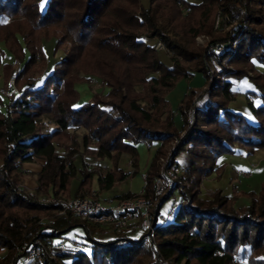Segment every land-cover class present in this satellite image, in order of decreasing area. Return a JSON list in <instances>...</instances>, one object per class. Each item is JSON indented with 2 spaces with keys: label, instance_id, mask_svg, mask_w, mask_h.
<instances>
[{
  "label": "trees",
  "instance_id": "1",
  "mask_svg": "<svg viewBox=\"0 0 264 264\" xmlns=\"http://www.w3.org/2000/svg\"><path fill=\"white\" fill-rule=\"evenodd\" d=\"M212 2L217 0H181L196 16L188 13L179 20L183 10L175 0H0V42L7 44L20 71L18 92L8 98L0 94L1 249L13 251L24 240L30 245L35 241L42 249L37 264H163L171 256L177 257L178 264H236L240 258L249 264H264V178L257 192L246 189L235 190L231 197L218 195L214 206L202 209L178 203L171 211L172 219L153 220L154 233L139 228L130 234L112 231L107 235L99 231L97 223L79 224L69 213L56 215L54 204L42 203L15 188L2 171H20L24 163L39 161L37 192L55 196L90 194L94 178L99 192L126 179L130 172L119 167L121 153L138 159L136 143L147 136L154 141L166 137L156 128L174 129L175 111L181 113L183 125L186 123L184 109L192 104L194 88L188 89L174 110L165 95L180 79L190 80L194 72L210 78L198 67L197 53L188 51L187 44L210 24ZM238 2L253 7L244 14L248 26L241 20L240 3L226 1L220 21L239 23L226 33L223 50L213 48L207 53L223 80L220 84L211 81L208 93L195 102V119L175 150L174 158L180 152L189 158V163L179 160L185 178L220 172L222 166L215 163L221 154L244 148L251 153L264 147V71H258L252 62L255 58L264 63V35L253 27V23H264V0ZM138 3L142 8L139 16L134 11ZM147 29L150 32L141 35ZM157 35L185 59L156 51L153 41ZM52 37L54 48L62 47L67 56L40 80L24 83L25 76L45 72L48 56L42 40ZM242 65L252 71L249 80L263 103L249 102L255 117L252 121L231 111L228 104L234 98L231 86ZM79 71L100 75L115 101H80L73 90L82 79ZM138 125L141 130L148 125L147 136ZM78 126L84 128L87 155L108 157L112 165L80 168L81 179L72 191L76 165L70 154L77 147V136L70 129ZM61 147L65 152L58 151ZM237 192L247 194L249 202L237 205ZM171 195H163L161 202ZM40 215L47 220L42 221ZM75 226L82 228L85 241L64 239V233ZM61 241L69 249L49 255L47 244Z\"/></svg>",
  "mask_w": 264,
  "mask_h": 264
},
{
  "label": "rangeland",
  "instance_id": "2",
  "mask_svg": "<svg viewBox=\"0 0 264 264\" xmlns=\"http://www.w3.org/2000/svg\"><path fill=\"white\" fill-rule=\"evenodd\" d=\"M166 1H169V0H166ZM175 1H176V6L180 8V6H182L181 0H175ZM187 1H191L194 3L198 2V0H187ZM207 1H211V0H207ZM226 1L231 3L232 5L240 3L238 2L240 0H217L216 3L212 2L209 5V7L213 8L214 11H213V16L210 20V24L203 27V29L199 31L195 36H193L194 38L190 39L187 44L188 51L197 53L196 58L198 59V67L202 66V68L205 69V71L209 73L210 78L209 80H205L204 86H200V88L194 89L195 93L192 95V98H191L192 104H190L189 106L187 105V108L184 109L185 111L184 118L186 119V123L184 125L182 123L178 127L175 126L174 129L173 128L166 129L162 127L156 128L157 130L162 131V133L167 135L166 137H161V139L156 140V141L150 140L149 136H147L148 134L147 130L149 129L148 125H146L144 130H141V127L139 125L136 126V128L139 129V131L144 132V135L147 136V138H143L140 142L136 143V147L138 149L137 151L138 159L133 158L128 153H123V154L121 153L118 159L120 169H122V171L124 172L125 170H129L131 171V173L127 176L126 179L124 180L122 179L119 183L114 185L110 190L108 189V191H105V192L97 191L95 178H94V180L91 182V187L88 189V191L91 193L85 196L87 197L96 196L99 198H106L109 196L111 198L112 196L122 194V192L124 191H132V192L137 191L138 192L143 188V184L141 180L142 178L138 170L147 171L148 169H150L152 181H149L148 185L145 187V190L147 191V196L149 197V195L153 192V189H152L153 179L158 177L162 173H170V175H172L173 177L175 175L177 176L176 177L177 182L175 183L173 187L170 188L169 191H167V193H172V195L169 198H167L165 201H163V203L160 200L159 206L161 207L160 208L161 212H165V214L170 217L169 219H172V216L170 215L172 214V212L170 211V208L172 205L177 206L178 205L177 200L182 197L187 199V202H189L190 205L192 204V207H196V208L199 207L203 209L205 208V206L206 207L214 206L217 202L215 201V199L217 198L218 195L223 196V197H231L232 194H234L235 190L245 191L247 189V190H254L256 192L258 191L260 186L256 182L258 179L257 176L262 170V167L264 166V162H261V163L259 162L256 169H254L253 171H250V173L246 169L244 170V169H240L237 167L234 168L236 172L234 171L233 173L231 171L233 175L230 177V180H229V177H228L229 174L224 171L223 166L221 167L220 172H218V170L217 171L213 170L209 175L204 174V176L201 178H197L196 176L185 178V175H183L182 170H181L180 161L189 163L188 156L186 155L185 152H180L179 155L176 156V158H174L177 145L183 139V137L187 134L190 128L191 122H193V120L195 119L194 113H193V110L196 107L195 102L201 98V95L203 96L208 93L207 89L211 81L215 79L214 81L217 84H220L223 80V77L217 71V65L215 61H212L211 59H209V57L207 56V53L212 51V47H211L212 43H216V42L223 43L226 33L231 31L232 28H234V26L239 23V21L237 20L232 23H228L227 21H225V23H222L220 21L219 14L220 12L223 13V11L226 10V8L224 9V7L226 6L225 4ZM240 7H242V10H240L242 14L241 20L243 21L244 26L247 27L248 23L247 21H245L244 14L246 10H248L249 8L253 9V7L251 4H249V6L246 7V5H243V3H240ZM141 9L142 8L138 3L136 8L134 9L137 16L141 14L142 12ZM182 10L183 12L180 13L179 20L186 19L188 16V13H192V11L189 10L188 8H185V6L184 7L182 6ZM192 14L196 16L195 12H193ZM253 27H255V29L258 32L264 35V23H262V21L253 23ZM149 32H150L149 29H147L146 31L144 30L141 33V35L146 36V34H148ZM23 36L24 35L22 34L21 38H23ZM157 40L162 41L165 45L166 50L158 49L160 52H165L167 53V55H171V56L174 55L176 56L178 60L185 59L179 55V52L176 50V48L173 50L172 47L170 48L169 46H167L164 40L159 38L158 35L155 36L153 44H155ZM42 42H43L42 47L44 49V52L46 56H48L46 68H45L46 70L45 72H42V74L40 75L35 73L34 75L25 76L24 79H22L24 83L35 81V80H40L46 75V73H48V71L50 70L52 71L53 65L56 62L61 60L63 57L67 56L62 47L54 48L55 42H54L53 37L43 39ZM6 45L7 44H5V42L3 41L0 42V88L5 86L8 79H12L13 84H15L16 86L15 87L16 90L14 92V94H16L18 92V87H19V85L17 84L18 73L20 72L18 71L19 63L14 62V57L8 51V49L6 48ZM85 67L89 69L87 64H85ZM77 73H78V76H80V78L82 79L76 81L75 85H73V90L75 92H78L80 96L79 98L80 101H84L87 99L90 100L91 98L102 100L104 101V103L105 101L106 102L115 101L113 98L114 96L108 93L109 86L106 84V81H104L101 78L100 75L92 74L91 72H84V71H79ZM241 75L249 78L252 75V71L250 70L248 66L242 65L241 74L238 76L241 77ZM248 97L249 96L247 95V99ZM214 99L219 100V97L215 95ZM176 107L177 106H175V108ZM175 112H179V111H175ZM43 123L47 126H50V124L45 120H43ZM70 131L71 132L74 131L77 136V140H76L77 147H72L71 148L72 153L70 154V156L73 157L74 165H76L75 167L76 175L74 178L75 180L72 181L71 183V189L73 191L74 188L76 187V184L81 179L82 175H81L80 170L82 168L88 169L90 167H93V165H97V163L101 165H107V164L112 165V162L108 157L94 158V156L89 157L87 155L88 152L85 151V146L83 144L84 128L78 126V128L70 129ZM62 146L65 147L64 144H62ZM63 147L59 148L58 151L65 152ZM257 149L258 148H255L253 152L248 153L246 152V149L244 148V149L237 150L235 153L237 155L246 156V154L247 155L253 154ZM259 149H258L257 156L263 159L264 158V147H259ZM128 159L131 160L130 161L131 164L126 163V160ZM254 163L255 161H252V160L249 161L250 168L254 166ZM172 165H177V169L174 170L173 168H171V167L175 168V166H172ZM218 166H221V165H218ZM2 168H4L3 160L0 157V169ZM38 168H39V161L32 162L29 164L24 163L23 169H20V171L12 170L10 168L8 170L3 169L2 171L5 174L4 176L5 180L13 184L15 188L23 189L33 199H37L38 201H41L42 203H48L46 201H48V199H52L55 195L54 194L46 195V194H42L40 191L37 192L38 182L35 178V172ZM238 174L241 176L246 175V177H248L247 179H245L244 184H241L239 177H237L239 176ZM167 188L168 186H166V189ZM178 191H181V193ZM237 193H238L236 197L237 205L246 204L245 201H247V203L249 202L248 200L249 197L247 196V194L245 195L243 193H239V192ZM55 197L67 199V197L70 198L74 196L73 194L71 196H68L67 194V196L65 195V196H55ZM199 202H203L204 204L202 206H199L200 204ZM176 206H174L173 209L176 208ZM54 212L56 215H58L56 209L54 210ZM46 217L47 216H41L40 219L44 221V220H47ZM78 222H80V220H78ZM83 223H89V225L93 223H97V226L99 227L98 228L99 231L100 230L105 231L107 235H109V233L112 231L118 232L115 229H113L110 226V224L103 227L99 222H97V220L95 221L87 220ZM135 229L136 230L139 229V226L137 225V227H134L131 231H123V232H125V234H130ZM141 231H144V230L141 229ZM123 232L120 231V233H123ZM83 235L84 233L82 232V228L80 226H75L64 233V236H66V238L64 239L67 240L68 237H70V238H77L78 240L83 239L85 241V239L83 238ZM33 244H34V247H30V241L28 242V240H24L22 243L15 246L13 251L7 249L6 247H3L2 249L0 248V264H37V262L38 261L40 262L42 258V255H41L42 249L40 248V246L35 244V241L33 242ZM37 246L39 247V249ZM176 259H177L176 256H171L168 258L165 257L163 260V264H178L176 262ZM150 264H159V263H154L152 261ZM236 264H249V262H247L246 258H240L238 259Z\"/></svg>",
  "mask_w": 264,
  "mask_h": 264
},
{
  "label": "built area",
  "instance_id": "3",
  "mask_svg": "<svg viewBox=\"0 0 264 264\" xmlns=\"http://www.w3.org/2000/svg\"><path fill=\"white\" fill-rule=\"evenodd\" d=\"M154 47L156 50H166L164 43L160 40H157ZM211 47L214 50H223V44L221 43H212ZM15 87L13 80L8 79L5 86L0 88V94L8 98L14 94ZM248 99L250 101L252 97L249 96ZM130 161L129 159L126 160V163L131 164ZM172 166H175V168L171 167L174 170L177 169V165ZM138 171L143 184V188L138 192L124 191L122 194L112 196L111 198L109 196L99 198L96 196L87 197L81 195L63 199L54 196L46 202L54 204L60 217H64L68 213L76 216L80 220L79 224L87 220H97L103 227L110 224L118 232L131 231L138 225L140 229L154 233L153 220L162 222L169 218L165 212H161L159 205L162 196L167 194V191L177 182V176L175 175L173 177L170 173H162L154 178L152 186L153 192L148 197L145 187L149 181H152L151 171L150 169L147 171ZM125 172L131 173L129 170H125ZM166 186H168L167 189ZM177 203H188L190 205L184 197L178 199ZM174 206L176 205L171 206L170 211L173 210ZM30 247H34V244L30 245ZM46 248H48L49 255L51 256L55 255V251L69 249L62 241L49 243Z\"/></svg>",
  "mask_w": 264,
  "mask_h": 264
},
{
  "label": "crops",
  "instance_id": "4",
  "mask_svg": "<svg viewBox=\"0 0 264 264\" xmlns=\"http://www.w3.org/2000/svg\"><path fill=\"white\" fill-rule=\"evenodd\" d=\"M252 62L254 63V67H256L257 70L259 71L264 70V63L258 62L255 58H252ZM249 79L250 78L241 75V77H238L234 80L231 86V90L234 92V98L231 101H229L228 104L231 111L242 114L252 121L255 120V117L253 116L249 108L250 103H253L254 105H261L263 103L262 100L257 95L258 89L254 87V85L251 83ZM205 80L206 79L201 73V71L194 72L190 80H188L187 78H182L179 81H177L176 85L173 86V88L168 92L165 98L169 101V103L174 109L177 103L183 97V95L187 93L189 88H194V89L200 88V86L205 85ZM247 95L252 97L251 101H248ZM173 119L175 120L174 123L176 127L180 126L183 122L180 112H174ZM258 149L253 154L251 155L246 154V156L237 155L236 153L221 154L219 157H217L216 165L223 166L224 171L229 174L228 176L229 180L230 177L233 175L234 171L236 172V170L234 169L236 167L244 170L246 169L250 173V171L256 169L259 162L260 163L264 162V158L261 159L259 158V156H257ZM250 160L255 161L254 166L251 168L249 164ZM237 177H239L241 184H244L245 179L248 178L246 177V175L245 176L239 175ZM257 178L258 179L256 182L259 184L260 181L264 178V166L262 167V170L260 171ZM246 202L247 201H245V203Z\"/></svg>",
  "mask_w": 264,
  "mask_h": 264
}]
</instances>
